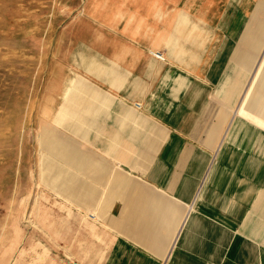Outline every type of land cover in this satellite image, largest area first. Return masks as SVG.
I'll return each instance as SVG.
<instances>
[{
	"label": "crops",
	"instance_id": "0c3cea01",
	"mask_svg": "<svg viewBox=\"0 0 264 264\" xmlns=\"http://www.w3.org/2000/svg\"><path fill=\"white\" fill-rule=\"evenodd\" d=\"M91 1L102 264H264V0Z\"/></svg>",
	"mask_w": 264,
	"mask_h": 264
},
{
	"label": "rangeland",
	"instance_id": "374dc122",
	"mask_svg": "<svg viewBox=\"0 0 264 264\" xmlns=\"http://www.w3.org/2000/svg\"><path fill=\"white\" fill-rule=\"evenodd\" d=\"M90 2L0 0V264L107 256V205L90 186L100 184V161L84 139Z\"/></svg>",
	"mask_w": 264,
	"mask_h": 264
},
{
	"label": "built area",
	"instance_id": "2783aa9c",
	"mask_svg": "<svg viewBox=\"0 0 264 264\" xmlns=\"http://www.w3.org/2000/svg\"><path fill=\"white\" fill-rule=\"evenodd\" d=\"M152 55L155 56L156 58L160 59V60H163V61L166 60V56L161 51H153ZM137 106L140 107L141 105L137 103Z\"/></svg>",
	"mask_w": 264,
	"mask_h": 264
},
{
	"label": "bare ground",
	"instance_id": "6f19581e",
	"mask_svg": "<svg viewBox=\"0 0 264 264\" xmlns=\"http://www.w3.org/2000/svg\"><path fill=\"white\" fill-rule=\"evenodd\" d=\"M100 165V164H99ZM103 166V165H102ZM98 168V167H97ZM106 174V173H105Z\"/></svg>",
	"mask_w": 264,
	"mask_h": 264
}]
</instances>
